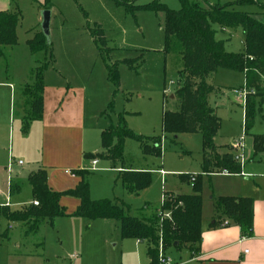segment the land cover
Masks as SVG:
<instances>
[{
    "label": "rangeland",
    "instance_id": "1",
    "mask_svg": "<svg viewBox=\"0 0 264 264\" xmlns=\"http://www.w3.org/2000/svg\"><path fill=\"white\" fill-rule=\"evenodd\" d=\"M119 1L0 0V10L20 13L15 29L16 43L0 46V84L8 83L6 87L0 85V211L6 197L11 211L31 203L27 174L36 168L44 152L41 123L33 120L23 129L27 98L22 91L31 82V68L44 59L43 53L32 55L26 42L41 31L40 13L44 5L50 6L48 34L54 56V62L45 69L44 85L72 91L83 103L73 137L62 135L53 143L56 152L62 145L71 149L69 161L67 164L63 161L60 171L68 169L77 178L75 172L85 170L90 199L111 200L129 215L137 216L144 206L148 207L145 214L155 212L160 208L164 189L190 193V185L179 183L178 175L201 172V134L164 129L165 115L176 108L171 96L182 68L181 47L173 39L170 49L164 51L163 13L143 8L152 0ZM160 1L171 10L180 8L179 0ZM208 1L224 6L237 0ZM232 8L251 14L264 24V0L237 3ZM209 24L214 38L222 42L226 52L244 51L240 25L223 27L213 20ZM95 26L103 31L105 46L101 50L91 33ZM114 63L118 86L109 80L106 68V64ZM244 80L242 72L226 69H217L206 78L216 87L208 98L219 118L214 140L218 145L241 142L243 172L239 177L222 174L210 180L202 177L204 221L210 220L214 212L210 195L215 200L223 192L238 194L241 183L247 181L244 177L248 178L247 186L242 188L246 192L256 191L257 185L264 184V151L253 154V137L264 135V95L252 97L253 113L245 126V103L232 92L242 88ZM119 123L144 139L158 138L159 150L145 151L139 140L125 136L121 157L113 166L102 159H97L98 163L92 166L91 154L102 149V130ZM143 143L153 146L152 139H145ZM124 171L148 173V184L129 190L123 182ZM72 179L75 180L71 175L60 174L54 185L63 187ZM8 182H18L20 190L8 192ZM64 209L69 214L73 207L68 202ZM68 214L56 217L52 223L44 220L32 231H27L23 223L8 221L0 214V264L146 263L145 242L123 238L117 220ZM171 248L164 249L168 257Z\"/></svg>",
    "mask_w": 264,
    "mask_h": 264
},
{
    "label": "trees",
    "instance_id": "2",
    "mask_svg": "<svg viewBox=\"0 0 264 264\" xmlns=\"http://www.w3.org/2000/svg\"><path fill=\"white\" fill-rule=\"evenodd\" d=\"M118 3L121 1L116 0ZM180 8L171 10L160 0H152L143 5L156 14L163 13L162 31L164 35V51L170 49L173 39L181 47L182 68L178 71L177 87L173 92L175 110L167 113L164 119V129L170 131L182 130L189 133H200L202 137V160L199 174H179L181 183L189 184L190 193L164 192L160 208L151 214H145L148 209L137 216L129 215L123 209L108 199L91 200L85 170H77L80 177L78 183L71 189L54 191L47 185V174L44 168H38L27 175L32 201L19 210H9L2 207L0 214L11 222H21L27 231L36 229L39 224L66 215L65 209L59 204L61 196H71L78 199L73 216L115 219L120 224L123 238H133L146 244V257L150 264H158L157 248L161 240L167 247H188L197 251L200 242L201 211H202V177L214 173L237 175L241 170V162L235 159L231 152H219L214 138L219 128V118L209 101V95L216 87L209 84L206 78L217 69L239 71L244 74V88L247 91L245 99V126L253 113L251 99L264 95V24L251 14L235 11L232 6L237 3L252 0H237L224 6L211 4L208 0H179ZM50 6L44 5L45 9ZM20 19L18 11L0 10V46H10L16 43V26ZM217 21L223 27L240 25L244 35V51L229 53L223 49L222 42L214 38L209 21ZM98 50L105 46L103 31L99 26L91 31ZM27 45L32 55L43 53L44 59L36 62L30 70V83L22 89L27 98V109L23 114L24 131L30 121L42 117V94L44 89V72L49 64L54 62L52 45L41 31L34 33L28 39ZM126 64L127 61H124ZM130 65V64H129ZM131 66V65H130ZM108 78L116 86L119 85L116 63L106 64ZM125 136L139 140L145 151L159 150V139H152L153 146L143 143L145 140L129 131L123 123L116 127H108L101 132V151L91 154L92 159L108 160L113 166L121 157V148ZM254 153L264 151V135L253 137ZM194 177L190 182V178ZM149 174L146 172L124 171L123 182L129 190H135L148 184ZM19 191V185L11 184L10 193ZM214 212L237 225L244 235H250L252 228V199L249 197L219 196L213 204ZM168 213V217L164 214ZM5 235V233H4ZM176 243V245H174Z\"/></svg>",
    "mask_w": 264,
    "mask_h": 264
},
{
    "label": "crops",
    "instance_id": "3",
    "mask_svg": "<svg viewBox=\"0 0 264 264\" xmlns=\"http://www.w3.org/2000/svg\"><path fill=\"white\" fill-rule=\"evenodd\" d=\"M7 84V82H4L0 85L6 87ZM82 105L83 103L78 99L76 93H72L69 90L64 92L62 88H53L44 85L42 94V117L38 120L41 123V137L44 152L39 157V160H37L39 164L35 166L36 168L34 170L38 168H44L46 170L47 185L54 191L71 189L80 180L79 176L77 178L74 177L68 169L60 171V167L64 166L63 161H65V164H67V160L69 161L71 149H67L68 147L64 148L62 145L58 146L60 149L57 148L59 150L56 152L53 143L62 135H70L73 137L74 131L78 126L79 118L82 115ZM215 144L219 147V152L227 151L233 153L230 143L218 145L215 142ZM253 154L255 155L254 152ZM52 158L53 160H51ZM34 170L29 171L28 174ZM241 172H243L242 162L240 173L237 175L214 173L209 176H204L208 177L209 180L216 174H222L228 177H239ZM244 173L251 174L245 171ZM60 174L71 175V178H75V180L67 181L63 187L55 186L54 184L57 181V177H60ZM244 180H247L246 183L248 182L247 177H244ZM164 182L166 181L164 180ZM245 184L243 182L241 183V188L237 192L238 194L223 192L219 196L249 197L252 199V228L250 235H244L237 225L231 223L223 216L217 215L215 212L210 215V220L207 221H204L201 215V237L197 251L193 252L188 247L174 246L168 253L173 264H264V184L257 185L258 188H255L256 191L253 192L242 190V188L247 186ZM14 185H19V183L16 182ZM165 191L173 192L174 190L164 189L163 196ZM213 196H209L212 204L215 201ZM68 202L73 207V210L69 212L71 214L78 205V199L71 196H61L59 204L63 208L66 207V203ZM66 214H68L67 211ZM135 242L142 243V241L136 239ZM145 258V264H150L146 255Z\"/></svg>",
    "mask_w": 264,
    "mask_h": 264
},
{
    "label": "built area",
    "instance_id": "4",
    "mask_svg": "<svg viewBox=\"0 0 264 264\" xmlns=\"http://www.w3.org/2000/svg\"><path fill=\"white\" fill-rule=\"evenodd\" d=\"M232 92L238 99L243 100L245 103L247 91L244 87L239 88V89H234ZM241 147H242V145H241V142L239 140L235 141L231 144V149L233 151L234 157H235V159L239 160L240 162H241V158H240L239 150L241 149ZM97 162H98L97 159H92L91 160L92 166H94ZM21 163H22L21 161H18V164H21ZM222 173L226 174V171H222ZM193 179H194V177L192 176L190 178V182H192ZM10 186H11V184L9 183L8 184V192H10ZM163 198H162V200H163ZM31 203L33 205H37V201H35V200L31 201ZM8 205H9L8 197H6V204L2 205L1 208L2 207H8ZM164 215L166 217H168V213H166ZM157 260H158V264H173L171 259L167 255H165L164 247L162 245L161 240H160V242L158 244V248H157Z\"/></svg>",
    "mask_w": 264,
    "mask_h": 264
},
{
    "label": "water",
    "instance_id": "5",
    "mask_svg": "<svg viewBox=\"0 0 264 264\" xmlns=\"http://www.w3.org/2000/svg\"><path fill=\"white\" fill-rule=\"evenodd\" d=\"M40 15H41V20H40L41 33L43 34L45 39L47 41H49V34H48L49 20H50V11H49V9H43L41 11ZM171 97H173V95ZM174 245H176V243H174Z\"/></svg>",
    "mask_w": 264,
    "mask_h": 264
}]
</instances>
